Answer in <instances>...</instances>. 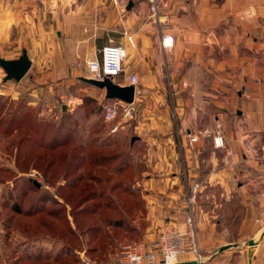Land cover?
I'll list each match as a JSON object with an SVG mask.
<instances>
[{
  "label": "crops",
  "instance_id": "crops-1",
  "mask_svg": "<svg viewBox=\"0 0 264 264\" xmlns=\"http://www.w3.org/2000/svg\"><path fill=\"white\" fill-rule=\"evenodd\" d=\"M164 33L175 36L169 48ZM109 43L126 48L123 70L110 78L137 77L129 132L143 238L164 221L184 230L191 212L198 264H264V0H165L157 17L145 0H0V56L26 50L30 67L14 87L29 81L37 100L62 109L108 100L87 82L86 61ZM188 134L197 140L188 144ZM194 260L187 251L174 264Z\"/></svg>",
  "mask_w": 264,
  "mask_h": 264
},
{
  "label": "rangeland",
  "instance_id": "rangeland-1",
  "mask_svg": "<svg viewBox=\"0 0 264 264\" xmlns=\"http://www.w3.org/2000/svg\"><path fill=\"white\" fill-rule=\"evenodd\" d=\"M4 75L0 67V264H8L21 255L49 258L48 264H105L113 262L124 246L147 240L143 238L148 223L146 203L138 184L141 170L132 159L130 148L129 127L135 117L112 130L116 120H105L102 110L113 98L100 104L94 99L85 100L62 109L60 101L32 98L29 81L14 87V79L4 80ZM96 107V114L89 117L86 112ZM56 131V140L66 139V143L51 151L45 149ZM21 135L27 139L19 146ZM75 144L108 146L109 150H91L88 157L81 159L73 156L78 151ZM118 151L129 152L125 169L119 158L110 164L92 160L99 153ZM82 152L87 154L86 149ZM49 158L53 162L47 166ZM66 170H71L72 175L93 171L101 181L82 180L72 188ZM117 181L121 182L120 187ZM124 184L127 192H123ZM92 190L101 194L93 199L98 202L95 213H76L81 197ZM13 203H19L22 209L31 204L42 207L31 217L14 216L13 223L25 228V235L14 226L6 227V213H12ZM49 209L52 215H48ZM114 221L123 222L122 226ZM43 223L45 226H41ZM89 225L99 231L85 233L83 230ZM69 229L73 233L67 235ZM90 245L96 250H89Z\"/></svg>",
  "mask_w": 264,
  "mask_h": 264
},
{
  "label": "built area",
  "instance_id": "built-area-1",
  "mask_svg": "<svg viewBox=\"0 0 264 264\" xmlns=\"http://www.w3.org/2000/svg\"><path fill=\"white\" fill-rule=\"evenodd\" d=\"M149 5L150 14L157 17L165 0H145ZM253 9L245 11L246 17L251 16ZM130 39V38H129ZM175 36L171 33L161 35L160 43L163 48H169L173 45ZM126 55V48L123 44L109 43L101 47L100 57L91 58L86 61L90 77L102 79L105 76H111L120 73L123 70L122 62ZM129 83L133 86L137 83L135 74L128 75ZM135 88V87H134ZM137 107L134 101L125 102L119 99H113L104 105L103 118L105 120H116L112 130H116L118 125L126 120L135 117ZM218 128L219 126L216 125ZM197 140L196 134H188V144H192ZM223 136L215 130L213 134V143L216 147L223 145ZM264 150V145L262 146ZM199 183H193L191 192L187 198L188 203H192L195 194L198 191ZM256 221H258L256 219ZM190 251L199 260V248L196 241L195 227L193 216L188 212L185 217V228L179 230L169 221H164L157 232V235L149 240H143L133 244L124 246L118 257L113 261L105 264H174L177 258ZM199 263V261H198ZM98 264V263H86Z\"/></svg>",
  "mask_w": 264,
  "mask_h": 264
},
{
  "label": "trees",
  "instance_id": "trees-1",
  "mask_svg": "<svg viewBox=\"0 0 264 264\" xmlns=\"http://www.w3.org/2000/svg\"><path fill=\"white\" fill-rule=\"evenodd\" d=\"M89 101L91 99H89L88 97H84L83 98V101ZM57 132V133H56ZM55 132V137H52L51 141L45 145V149L47 150H53L56 148L57 145L61 146L62 144L66 143V139H63V140H56L57 139V134H59L58 131ZM26 135H21L19 136V139H18V144L20 146V143H22L25 139H27L25 137ZM75 147L78 148V151L73 154V156L75 157H78V158H81V157H88V155L91 154V150H109L108 146L105 147V146H97L95 148L92 147L91 144H88V145H82V144H75ZM89 148V149H88ZM86 149L87 150V154L84 153L83 154V150ZM129 152H124V151H118V152H110V153H99L97 154L96 156H94V158L92 159L94 163L96 164H110L111 161H113V159H121L120 160V163L121 165L124 164V169L127 168V165L126 162L127 160L129 161L130 160V157H129ZM72 156V157H73ZM51 157V156H50ZM71 157V158H72ZM82 159V158H81ZM52 160H49L47 161V166H49L50 164H52ZM71 164V163H70ZM113 164V163H112ZM116 166H113L112 168H115ZM120 167V166H119ZM118 168V167H117ZM122 168V167H121ZM123 169V168H122ZM70 172H72L71 170H66V175L67 176H71V179H70V183L68 184L70 187L74 188L76 186V183L82 181V180H89V181H93V182H100L101 181V178L93 171L89 172V171H82V172H79L78 174H71ZM88 182V181H87ZM116 184L119 186V184H121V182L118 183V181L116 182ZM123 184V183H122ZM127 192V187L126 185L124 184V187H123V192ZM103 193V192H101ZM100 198L101 197V194H95V191L92 190V192H88V193H85L80 201H79V206L76 208V213H80V214H89V215H93L96 211V207H97V204L98 202H94L93 199L94 198ZM40 209H42V207H38ZM37 208L36 205H33L31 204L30 206H28L27 208L25 209H22V207L19 205V203H13L12 206H10V210H11V214L7 215L6 213V217L5 219L7 220L6 222V227L8 226L9 228L11 226H14V228L16 227V222L13 223V219H14V216L17 214V215H23V216H27V217H31L33 216L36 212H39V209ZM48 215H52L53 214V211L49 209V211H47ZM116 220V219H115ZM12 221V222H11ZM117 221V220H116ZM116 221H114V224H116L117 226H122V223L121 221H119L120 223H116ZM41 226H45V224H41ZM16 229H19L20 233L21 234H24L25 235V232H26V229L25 228H19V227H16ZM96 231L98 230L97 227L95 225H89L87 226L83 231L85 233H91L92 231ZM99 231V230H98ZM72 229H69L66 231V234L67 235H70L72 234ZM66 235V236H67ZM92 249V251L96 250V247L94 246H89V250ZM54 260H57L58 259H54ZM49 262V258H45V259H40V258H37V259H31V258H24L21 256H17L15 257L14 259H12L8 264H48Z\"/></svg>",
  "mask_w": 264,
  "mask_h": 264
},
{
  "label": "water",
  "instance_id": "water-1",
  "mask_svg": "<svg viewBox=\"0 0 264 264\" xmlns=\"http://www.w3.org/2000/svg\"><path fill=\"white\" fill-rule=\"evenodd\" d=\"M30 63L26 50H23L19 57L15 59H6L0 56V67L5 72L4 80L11 78L14 80L21 79L27 73ZM86 80L97 87L104 88L106 98L119 99L125 102H131L134 99L135 88L132 84H118L109 75L102 79L88 77ZM34 183L38 185L37 182ZM193 264H198V261L194 260Z\"/></svg>",
  "mask_w": 264,
  "mask_h": 264
}]
</instances>
